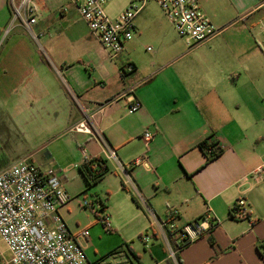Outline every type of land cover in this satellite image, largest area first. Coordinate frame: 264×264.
<instances>
[{
  "label": "crops",
  "instance_id": "0c3cea01",
  "mask_svg": "<svg viewBox=\"0 0 264 264\" xmlns=\"http://www.w3.org/2000/svg\"><path fill=\"white\" fill-rule=\"evenodd\" d=\"M32 1L38 22L30 31L14 19L11 0H0V172L29 159L59 172L74 196L80 192L74 185L84 182L78 170L84 157L106 161L100 192L109 202L119 196V205L105 203L104 212L108 233L118 241L104 248L89 233L91 264H145L124 229L147 227L148 214L159 228L152 237L170 252V235L180 238L185 226L207 215L215 221L210 232L175 252V264H264L258 249L264 241V176H255L264 167V55L258 45L264 0H198L221 33L192 51L164 15L159 24L168 32H161L150 13L152 5L160 8L152 2L115 59L87 33L69 0ZM149 44L156 46L153 55L140 51ZM131 65L133 72L123 75ZM131 98L139 105L134 114ZM80 123L90 134L74 131ZM145 131L154 135L149 145ZM207 140L222 147L208 163L199 148ZM140 158L145 165L132 166ZM240 198L252 226L230 218ZM173 209L179 214L168 221ZM157 247L148 249L152 264L169 262Z\"/></svg>",
  "mask_w": 264,
  "mask_h": 264
},
{
  "label": "built area",
  "instance_id": "2783aa9c",
  "mask_svg": "<svg viewBox=\"0 0 264 264\" xmlns=\"http://www.w3.org/2000/svg\"><path fill=\"white\" fill-rule=\"evenodd\" d=\"M81 19L87 25L92 36L100 43L110 59L122 54L125 46L135 36V19L150 3H156L165 18L174 28L177 36L192 51L207 44L220 35L207 18L198 0H131L128 8L113 19L106 13L109 0H69ZM11 0L14 19L23 22L31 31L38 22V9L32 0ZM36 39L38 37L35 36ZM264 55V25L261 41L258 43ZM147 48V51H151ZM133 72L129 66L126 73ZM139 109L135 99L131 98L129 113ZM77 133L90 134L89 128L80 123L74 128ZM154 135L145 131L143 141L149 145ZM217 149L222 147L216 145ZM110 158H115L111 152ZM95 158L84 157L83 163ZM146 159H137L132 166L145 165ZM82 163V164H83ZM122 172L127 169L122 167ZM255 176H264V167L255 172ZM71 201L64 188L59 172L54 169L42 170L29 159H21L0 172V240L6 245L8 257L0 252V264H91L86 255L88 230L72 233L63 220L60 209ZM98 205V204H97ZM83 209L96 211L93 203L86 200L80 203ZM235 218L246 220L253 225L246 202L240 198ZM100 210V205L97 206ZM97 210V211H98ZM179 214L173 209L168 214L172 221ZM99 222L107 232H111L108 217L103 214ZM216 226L207 215L199 221L185 226L179 237L192 243L206 235ZM264 245V241L260 243ZM264 257V248L261 249Z\"/></svg>",
  "mask_w": 264,
  "mask_h": 264
},
{
  "label": "rangeland",
  "instance_id": "374dc122",
  "mask_svg": "<svg viewBox=\"0 0 264 264\" xmlns=\"http://www.w3.org/2000/svg\"><path fill=\"white\" fill-rule=\"evenodd\" d=\"M131 0H109L107 6H106V13L113 19L117 18L120 14H122L129 6ZM151 15L154 16L158 21L159 28H161V32H168L165 26H162L161 23L159 24V21H162L163 14L162 12L156 7L155 5L151 6ZM86 24L84 23V26ZM170 27V26H169ZM85 30L87 33L90 34L87 26H85ZM173 35L178 38L176 32L174 30ZM181 41V40H180ZM150 47L152 50L145 52V49H140V51H144L145 54L147 55H153L156 52V46L154 44H149L147 45ZM147 48V47H146ZM24 147V144H23ZM74 187L77 190H80V192L77 195L71 196V201L69 204L60 211L63 220L65 221L66 225L72 232H79L85 229L89 230V233H91L92 236H94V241H97L102 247L107 248V247H112L115 244V241H118L117 236L114 234H109L100 224L97 218L102 217L103 214L101 212H98L97 204L95 203L96 196L99 197L104 203H106L108 206H117L119 205V196L115 195L110 199L109 202V197L108 201H106L107 196L106 194H102L100 184H95L92 187H87L85 186V183L81 182L79 185H74ZM86 200L88 203H93L94 204V209L97 211H94L90 208L88 209H83L80 206V203ZM96 212V213H95ZM97 217V218H96ZM149 221H147L146 225L147 227H143L145 225L138 224L135 227L127 226L124 229V234L127 237H131V241L128 243L132 248L135 250L136 254L140 257L141 262H144L145 264L148 262V264H152V259L150 257V254L148 252V249H151L152 246H161L159 247V250H163L165 252L166 256H169V262L165 264H175V260L173 257L176 258V253H175V248H174V243L172 240H169L170 246H171V252L168 250L167 246L165 243L162 242V239L159 238V241L155 240L152 237L153 233H159V228L156 225L155 220L152 218L150 214H148ZM164 221V219H162ZM95 223L94 226L92 224ZM97 223V224H96ZM110 223V222H109ZM132 223V222H131ZM153 223V224H152ZM132 224H137V223H132ZM152 224V225H150ZM164 228V227H163ZM112 232V231H111ZM113 233V232H112ZM177 233H173L171 238H173L178 244L181 242L180 238L177 237ZM176 236V237H175ZM107 237V238H106ZM113 237V238H111ZM101 238V240L99 239ZM170 239V238H169ZM133 240V243H132ZM157 247V248H158ZM114 250L116 248H123V247H113ZM125 248V246H124ZM0 252L5 254L6 257L9 256L7 252V247L6 245L0 240ZM125 252H128V249H125ZM114 254L120 253V251H115L113 252ZM112 253V254H113ZM170 253L172 256H170ZM133 260H136L135 257H133ZM136 262V261H135Z\"/></svg>",
  "mask_w": 264,
  "mask_h": 264
},
{
  "label": "trees",
  "instance_id": "16d2710c",
  "mask_svg": "<svg viewBox=\"0 0 264 264\" xmlns=\"http://www.w3.org/2000/svg\"><path fill=\"white\" fill-rule=\"evenodd\" d=\"M131 66L133 67V70H134L135 67L133 65H131ZM122 73H123V75H125L126 69H123ZM199 148L205 154L206 163L211 162L212 160L216 159L222 153V150L216 148V144L215 143H209L208 140L203 142V143H201L199 145ZM78 170H79V173L81 174V176L83 178V181L85 183L86 188L87 187L89 188V187H92L95 184H98L102 180V178L108 173V168L106 166V161L103 160V159H100V158L94 159L93 161L88 162V163L81 164L79 166ZM133 200H134L135 203H137L135 201V199H133ZM95 203L100 205V210H98V212H101L102 214H104V212L106 210V204L97 196H96V199H95ZM236 211H237V206L235 205L234 208L231 209L230 218H232V219L235 218ZM97 219L99 221V218H97ZM171 236L172 235H170L169 238L174 243V248H175L174 250H175L176 253H178L180 250L186 248L190 244L187 241H184V240H181V239H180L181 242L178 244L173 238H171ZM210 242H211L212 245H214V241L213 240H210ZM263 248H264V245H260L258 247L259 250H261ZM130 252H131L132 256L135 257V259L138 260V257L132 251H130ZM176 256H177V254H176Z\"/></svg>",
  "mask_w": 264,
  "mask_h": 264
}]
</instances>
